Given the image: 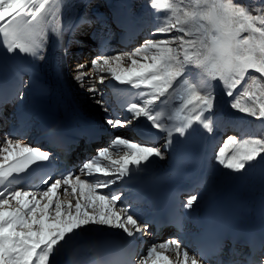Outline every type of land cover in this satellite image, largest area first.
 <instances>
[{"label": "snow or ice", "instance_id": "1", "mask_svg": "<svg viewBox=\"0 0 264 264\" xmlns=\"http://www.w3.org/2000/svg\"><path fill=\"white\" fill-rule=\"evenodd\" d=\"M156 2L166 9L172 8L176 17L174 23L158 28L157 33L168 34L175 28L180 35H163L161 38L145 41L131 53L100 56L92 61L93 67L106 71L121 85L150 90L147 94L149 98L145 99L142 106L132 104L127 109L134 118L147 117L160 128L156 116L149 113V105L170 93L183 74L185 65H194L214 79L222 81L229 96L237 85L245 81L249 70L264 77V8L242 6L233 0H227V3L220 0L218 14L210 12L203 15L186 10L178 15L180 10L173 8L167 0ZM48 4L49 0H0V33L9 41L7 48L10 53L19 49L21 53L36 54L40 47L39 25ZM200 19L206 20L211 28L200 24ZM34 21L36 25H33ZM243 33L248 35L244 36ZM186 36L194 38L185 39ZM172 41H176L178 46L171 47ZM125 59L130 61L127 67L124 66ZM85 67L86 65H77L79 77L86 75L79 71ZM256 79L255 76L251 77L253 82ZM104 80V76L99 77L100 84ZM93 90L94 88H89V91ZM96 91L98 92L97 89ZM239 95L246 96L253 102V106L242 107L237 96L231 105L233 109L264 119V100L261 99L264 92L257 95L245 88ZM179 100L181 104L176 110L178 119L187 109L195 112V120L201 121L203 111L213 108L214 105L213 98L202 95L192 85L183 88ZM98 103L103 107L102 101ZM108 123L123 126L130 121L109 120ZM189 126L190 121L177 126L175 131L183 136ZM204 127L211 131L208 123H204ZM51 134L55 135L54 129ZM168 137L167 144L170 145L171 132ZM113 143L125 149L121 158L111 159L109 148L98 152L99 157L109 160L113 167L97 166L93 158L84 163L80 171L86 170L88 175L102 173L104 177L120 178L128 173L130 167H138L153 156H164L153 147L124 138L118 137ZM6 145L0 147V159L4 161L0 163V183L14 174L25 172L31 165L50 158V153L25 146L10 138H7ZM230 150L235 154L226 158V152ZM261 154H264V140L237 141L229 137L220 148L217 159L225 168L240 171L246 162L257 159ZM112 182L114 181H109ZM106 187L108 184H94L82 180L79 174H69L62 180L54 181L43 191L34 193L29 190H15L10 193L11 199L4 192H0V264H49L55 246L68 235L89 224L122 229L129 237L146 231V227L139 225L127 214L125 208L116 210L120 197L104 195L102 189ZM61 190L64 199L58 195ZM196 200V196L189 197L184 207L191 209ZM171 243L177 251V264H201L199 258L190 255L180 242L173 239ZM157 248L167 251L169 243L152 245L147 250L146 257L142 258L141 264H146L147 258H152L153 264L159 260L167 261V257L158 254ZM259 264H264V260Z\"/></svg>", "mask_w": 264, "mask_h": 264}, {"label": "bare ground", "instance_id": "2", "mask_svg": "<svg viewBox=\"0 0 264 264\" xmlns=\"http://www.w3.org/2000/svg\"><path fill=\"white\" fill-rule=\"evenodd\" d=\"M92 0H49V4L46 6L44 13L42 14L43 20L42 25L45 26L44 33L39 39L41 51V56L39 58L40 66L44 72L42 78L45 82H48L57 92H59L60 106L63 110V113L66 114L72 121L82 124H92L99 127H105L111 129L112 132H115L113 138L109 139L110 136L102 138L91 153L85 151L84 148L79 149L74 156V160L80 163L81 167L84 163L95 159L96 165L100 167L111 168L110 161L102 157H99L98 152L102 149H108L110 145L109 154L111 159H119L123 156L125 149L121 145L114 144L116 138H124L128 141L135 142L140 145H145L153 147L159 150L164 156L163 158L153 156L145 164H155L157 169L162 171L168 170V168L173 164V161L183 155V151H191L196 146H200L199 152H194L192 156H198V161L194 165L192 164L187 172L191 171L194 166L199 165L201 169L210 168L211 175L206 184V187L197 192V200L194 202L190 215L200 217L201 209L208 208L210 211L216 212L218 209V203L220 199V194L225 191H230L235 181L241 174L245 173H260L259 179L264 180V154H261L257 159L246 162L242 170L236 171L233 169H227L221 165L217 159V154L222 146V134L228 132L231 128V136L236 137L237 141H251L253 139L264 140V119H258L254 116L242 113L238 110L233 109L231 106L233 101L237 96H239V103L242 107H252L253 102L248 100L246 96L239 95L243 92L245 88L249 92H254L257 95H260L261 92H264V77L255 71L248 74L245 77V81H242L240 85H237L234 93L229 96L226 95V92L223 90L222 86L210 76L203 69H199L194 65H185L183 68V74L175 82L173 88L170 90V93L161 97L152 105H149V113L156 116L157 124L160 125V128H157L153 122L149 121L147 117L134 118L133 114L128 112L127 109L120 111L117 109L116 104L113 101V98L120 96V92L124 87H130L133 90V97L130 100L132 104L143 105L145 99L149 98L147 95L150 93V90L137 89L133 88L130 85H121L119 82L115 81L109 73L106 71H100L98 67H93L92 62L89 63L92 66V71L86 73V75L79 77L77 75L76 67L69 66L70 63H66L68 58L77 59L70 52L71 46L81 39L86 40L83 45L90 47V44L93 42L98 44V52L103 47L105 41L108 40L111 36L110 28H113L112 24L115 22L113 19L114 14L111 15L109 10L105 11L103 8L109 7L111 5L112 9L117 11L118 16L121 17V20H124L125 26H128V29L142 28L146 27L143 32V36H149L152 40L161 38L163 35L175 36L180 35L176 32L175 28L168 34H159L157 29L164 26L167 27L170 23V8H159L158 11H155L151 6L156 5V0H103L101 9H91ZM171 1L170 5H174L177 9L182 5L180 0H168ZM182 1V0H181ZM141 2L143 5L142 9H138L137 6ZM108 3V4H107ZM161 5V4H159ZM156 9V8H155ZM194 10V9H193ZM182 11L178 12V15ZM193 12V11H192ZM109 18H111L109 20ZM101 19H104L105 30L104 33L107 34L106 39L101 40V36L98 33H93L92 36L89 34L80 36V33H83L84 30L93 22L97 20L100 22ZM36 25V22H33ZM201 24V23H200ZM206 25H208L206 23ZM99 26H103V23H99ZM77 27L76 31H73V28ZM123 34V32H122ZM246 34V33H245ZM247 35V34H246ZM92 38V39H90ZM194 37H185V39H193ZM117 43V40L111 42V44ZM92 45V44H91ZM116 46L113 50L110 51L107 55H98L100 56H112L117 53ZM153 52L155 50H152ZM77 52V51H76ZM130 53V52H122ZM139 59V58H138ZM87 60V59H86ZM91 60V59H90ZM143 62V61H141ZM127 63H130L129 60L125 59L124 66L127 67ZM76 65V64H74ZM72 73H75L71 75ZM95 73H98L99 76L95 77ZM105 76L110 77L106 83V89L104 91L110 92V98L108 101H102L107 94V92L100 93V83L99 77ZM257 77L256 81L253 82L251 77ZM83 81V82H81ZM187 85L194 86L202 95H206L210 98H213L214 105L211 109H206L203 111L201 121L194 119L195 112L185 110L184 113H181L179 119L176 117V110L180 107L179 95L183 91V88ZM89 88H94L93 91H89ZM87 89V93L83 92ZM98 90V92L96 91ZM146 93V94H143ZM26 92L23 94L22 99L16 104L15 110L22 106V101L25 100ZM99 99L101 103H90L88 100L95 101ZM261 99L264 100V96H261ZM107 109V111H105ZM12 111V114L16 111ZM119 118L124 119L125 121H130V123L125 126V133L121 135L120 129L112 128V125L108 123L109 118ZM187 117V119H186ZM113 120V119H112ZM190 121V126L185 129L183 136H180L179 133L175 131L176 127L181 124H187ZM136 123L144 130L156 131L161 133V138L157 141L155 145H146L138 141L136 136L132 137V124ZM204 123H208L211 131L204 127ZM200 127V131L196 132L194 130L195 125ZM14 124L10 128L9 132H6L3 127H0V137L2 138V143L0 147L7 146V138L12 139L13 141H18L25 146H31L34 148L32 143L20 140V137L24 135V132H21L15 136L13 134ZM240 128V132H237V129ZM113 129H116L115 131ZM171 132L172 143L167 144L168 133ZM32 134V133H30ZM29 139H33V136ZM161 145V146H160ZM106 146V147H105ZM251 146V144H249ZM105 147V148H104ZM201 150V152H200ZM234 151H227L226 158H230L234 155ZM91 155L90 157H88ZM14 159V157H13ZM0 163H4L0 159ZM81 172V171H80ZM102 174V173H101ZM80 178L82 180L90 181L94 184H108V187L103 188L102 192L104 195L109 197L115 196L116 191H112V188L123 184V177H104L103 174L100 178L94 179L97 173L88 175L85 172H81ZM109 181H114L109 183ZM255 186L259 185L258 181H255ZM67 187V186H63ZM15 190L13 189L6 190L5 196L9 199L10 193ZM70 190V189H69ZM62 191L58 193L61 199H64ZM129 191H122L119 195L120 199L118 201L117 211L120 207H123L127 210V214L131 215L139 225H141L142 220L146 219L145 212L132 205L129 201ZM191 197V196H190ZM75 200L73 199V203ZM260 202L264 203V189L259 191L258 189L253 190L246 194L242 203V214L246 217L249 214L255 215L260 208ZM15 204V201H12ZM133 210V214H129V211ZM199 233L196 226H188L187 232L185 235L180 238L177 237V241L180 242L182 247L186 249L190 255L196 256L192 246V235ZM122 236L129 239L133 243H137L140 246L138 253L139 264H141L142 258L146 257L147 250L152 245H158L161 242H168L169 249L167 251L157 248L159 255L167 257V261L159 260L156 264H168L170 261L171 264H177V251L175 245L171 243L172 239L169 241L165 237L155 236L147 232L145 235L140 233H135L134 236L129 237L122 229L109 228L104 225H94L89 224L81 227L72 234L68 235L63 241L55 246L53 252L50 256L49 264H73L70 260L71 257H80L86 256L88 251H86L85 246L91 244L95 240H100L110 236ZM176 240V239H175ZM145 241V244H144ZM142 243L148 245L149 247H141ZM171 253V255L169 254ZM172 256L174 258L172 259ZM182 257V253H181ZM245 260H241L239 264H245ZM74 264H84L82 260L75 262ZM146 264H153L152 258L146 259Z\"/></svg>", "mask_w": 264, "mask_h": 264}, {"label": "rangeland", "instance_id": "3", "mask_svg": "<svg viewBox=\"0 0 264 264\" xmlns=\"http://www.w3.org/2000/svg\"><path fill=\"white\" fill-rule=\"evenodd\" d=\"M100 0H92L91 1V5H90V7H91V9H98V8H100L101 7V4L99 5V4H97V3H100L99 2ZM154 0H152L151 2H153ZM167 2H168V4H170L171 3V1H168L167 0ZM182 2V5H180V7L178 8L180 11H186V10H188V11H193V12H197V13H200V14H203V15H207L208 13H214V14H218L219 12H220V7H219V4H220V0H180V3ZM215 2V7H213V3ZM223 2L224 3H227V0H223ZM233 2L234 3H238V4H240V5H242V6H246V7H260V8H264V0H233ZM140 5L139 6H137V8L138 9H142V7H143V5L141 4V2H138ZM160 3H156V5L154 4V2H153V5H151V6H155V7H153L154 8V10L155 11H158L159 10V8L161 9V5H159ZM173 8H175V9H177L174 5H171ZM156 8V9H155ZM107 8H103V10H106ZM171 10L169 11V14H171L170 15V23H174L175 22V20H176V17L173 15V11H172V8H170ZM194 9V10H193ZM182 12H181V14H182ZM178 14V13H177ZM169 23V24H170ZM199 23H201V24H203L204 25V27L205 28H211V25L206 21V20H204V19H200L199 20ZM206 23L208 24V25H206ZM91 26H93V24L91 25ZM174 28H172V30L171 31H175V30H173ZM87 33H90V31H87V32H85V33H83V34H87ZM82 33H80V35H83ZM247 34V33H246ZM246 34L245 33H243L242 35H244V36H246ZM248 35V34H247ZM147 40H152L149 36H144V37H142V39H141V41L134 47H132L131 49H129L128 51H126V52H133V51H135L136 49H138L140 46H142V44L145 42V41H147ZM74 46H73V48H74V50H76L77 52H76V55H78V58H77V60L76 59H74V58H71L72 59V61L71 60H69L68 62L70 63V65L69 66H72V67H76L75 69H76V71H78V69H77V65H78V63H79V65H86V67L84 68V69H81V70H79V71H82V72H84V73H88L89 71H92V66H90V65H88V63L89 62H92V60H90V58H92V57H95L94 55H95V53H96V51H97V49H98V47L96 46V47H91L90 49H86V51L84 52V54H81L80 53V51H79V49H80V45H81V43H75V44H73ZM170 46L171 47H173V48H175V47H177L178 46V44H177V42L176 41H172L171 43H170ZM88 48V47H87ZM71 49V48H70ZM117 50V53H119V52H122V50L121 49H116ZM125 52V51H124ZM78 53V54H77ZM73 55H75V53L73 54ZM81 55H83V56H81ZM82 57V59H79V58H81ZM86 58H87V61H86ZM95 59H96V57H95ZM67 61H66V63H68ZM76 62H78V63H76ZM74 64H76V65H74ZM130 63H127V66L129 65ZM252 72H254V70H249V72H248V74H250V73H252ZM73 74H75V73H72L71 75H73ZM247 74V75H248ZM95 77H97V76H99L98 75V73H95ZM247 75H246V77H247ZM101 77V76H100ZM105 77V76H104ZM110 77H105V80H104V83L103 84H101L100 85V88L101 89H99V92L100 93H104V92H107V94H106V96L104 97V98H102V101H108V99L110 98V92L107 90V91H104V88L106 87V83H107V81H108V79H109ZM216 81L219 83V85H221L222 86V88H223V90L226 92V89H225V87H224V85H223V82L222 81H220L219 79H216ZM84 90V89H83ZM235 91V90H234ZM83 92H85V93H87L88 91H87V89L86 90H84ZM234 93V92H233ZM232 93V94H233ZM227 95V94H226ZM90 103H93V104H95V103H97L98 101H99V99H95V101H92V100H88ZM109 119H112L111 117L109 118ZM113 120L115 121V120H121V119H119V118H117V117H115V118H113ZM122 121H125L124 119H122ZM125 126L126 125H123V126H113L112 125V128H116V129H120L121 127H122V129H120L119 131H120V133H121V135H123L124 133H125ZM116 129H113L114 131L116 130ZM232 129V128H231ZM229 130L228 132H226V133H224V134H222V139H223V142H222V145L224 144V142L229 138V137H232L231 136V134L230 133H232L231 131L232 130ZM127 131V130H126ZM26 137H27V135H25ZM133 136V135H132ZM25 137V138H26ZM27 138H29V136L27 137ZM27 138H26V140H27ZM233 138H235L236 139V137H233ZM22 139V141H24V139L23 138H21ZM106 147V146H105ZM104 147V148H105ZM109 149L111 148L110 147V145H108L107 146ZM222 147V146H221ZM220 147V148H221ZM105 162H107V160H105ZM116 195H119V193L118 194H116ZM143 220H145V219H143ZM142 220V221H143ZM142 235H145L144 233H142ZM167 239V238H166ZM173 239H176L177 240V238H173ZM172 239V240H173ZM168 240H171V239H168ZM168 252V251H167ZM170 255H171V253H169ZM174 258V256H172V259Z\"/></svg>", "mask_w": 264, "mask_h": 264}, {"label": "water", "instance_id": "4", "mask_svg": "<svg viewBox=\"0 0 264 264\" xmlns=\"http://www.w3.org/2000/svg\"><path fill=\"white\" fill-rule=\"evenodd\" d=\"M198 129V127H196Z\"/></svg>", "mask_w": 264, "mask_h": 264}]
</instances>
